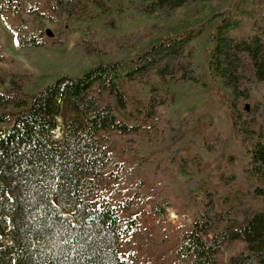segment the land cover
Masks as SVG:
<instances>
[{
	"label": "trees",
	"instance_id": "obj_1",
	"mask_svg": "<svg viewBox=\"0 0 264 264\" xmlns=\"http://www.w3.org/2000/svg\"><path fill=\"white\" fill-rule=\"evenodd\" d=\"M48 1L0 0L22 48L49 43L28 16L54 26L57 47L76 22L90 38L48 82L18 65L0 89V264H264V0ZM135 12L168 24L120 32ZM206 70L230 91L224 120L197 105Z\"/></svg>",
	"mask_w": 264,
	"mask_h": 264
},
{
	"label": "rangeland",
	"instance_id": "obj_2",
	"mask_svg": "<svg viewBox=\"0 0 264 264\" xmlns=\"http://www.w3.org/2000/svg\"><path fill=\"white\" fill-rule=\"evenodd\" d=\"M231 1L232 0H210L208 6L212 11H218L222 8L229 7ZM36 6L40 11H51L48 0H39ZM203 9L204 11L207 10L205 8ZM262 13H264V8L262 9ZM178 16L179 17L176 18L180 24L190 26L191 23L194 22L193 19H189L187 11L179 13ZM27 18L29 20L30 26H34L37 31L42 30L47 34L49 43L43 47L22 48L17 39V32L15 30V27L21 22L20 19L11 15L9 12L0 14V38L4 44V51L0 53V89H5L9 86V71L12 68H16L18 65L23 66L24 69L30 71V73L33 75V78L41 80L42 77L43 80L48 82L50 80L47 76L49 64L60 60L64 50L76 47L82 40L90 38V35L87 34L89 25L86 22H76L73 24L72 31L68 33V39L66 40L65 45L62 48L57 47L51 43L55 38L56 29L51 23H49L47 19L33 21L30 16ZM243 20L246 22L249 30L251 31L254 27V18L249 14H246ZM154 24L166 26L168 24V19L161 15H149L135 12L129 15H121L119 21V31L125 32L134 28H138L143 33L150 34L153 30ZM93 26L96 28L98 33L97 44L100 45L105 41L109 34V30L102 24V21H95ZM205 78L207 79L208 87L206 91L199 97L197 105L205 104L210 108H217V120H224L229 111V101L231 99L230 91L210 70H206ZM117 114L123 118H127L119 108H117ZM223 135V129L215 127L207 134V137L209 139H213L215 137H222ZM207 166L212 167L213 162L208 161ZM233 166L234 163H227L225 172H233ZM179 174L181 176L184 175V173L181 171H179ZM167 211L169 219H171L176 224L189 219L187 214L179 212L176 208H168ZM174 244V238L165 243L167 248H171ZM147 253L148 252L144 249L141 250L142 255H147ZM156 262L160 264L159 257L156 259Z\"/></svg>",
	"mask_w": 264,
	"mask_h": 264
}]
</instances>
